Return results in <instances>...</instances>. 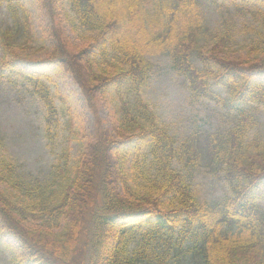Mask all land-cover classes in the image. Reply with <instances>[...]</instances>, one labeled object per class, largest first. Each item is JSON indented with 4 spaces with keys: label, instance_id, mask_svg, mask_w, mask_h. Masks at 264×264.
Returning a JSON list of instances; mask_svg holds the SVG:
<instances>
[{
    "label": "trees",
    "instance_id": "1",
    "mask_svg": "<svg viewBox=\"0 0 264 264\" xmlns=\"http://www.w3.org/2000/svg\"><path fill=\"white\" fill-rule=\"evenodd\" d=\"M3 1L15 27L0 34V75L9 70L30 84L50 143L60 122L56 95L69 116L48 181L12 177L0 156V232L14 241L17 264H182L186 256L196 264H264V0L258 35L239 56L231 53L239 43L232 20L204 25L201 0H152V14L146 0H39L51 41L44 63L80 86L96 115L93 132L76 123L67 95L16 66L19 50L35 48L34 25L21 0ZM68 28L94 35L93 43L74 45ZM161 52L193 102L213 100L234 122L197 126L183 141L172 135L143 95L150 57ZM101 106L112 107L108 126ZM204 166L219 171L224 195L196 197L189 177Z\"/></svg>",
    "mask_w": 264,
    "mask_h": 264
},
{
    "label": "rangeland",
    "instance_id": "2",
    "mask_svg": "<svg viewBox=\"0 0 264 264\" xmlns=\"http://www.w3.org/2000/svg\"><path fill=\"white\" fill-rule=\"evenodd\" d=\"M29 9L35 32V48L19 50L23 58L16 63L18 68L43 77L49 82L53 93L58 91L70 98L76 123L87 131L95 129L96 115L88 106L80 86L72 76L63 70L50 68L44 63L51 48V41L44 36L47 26L45 13L39 0H21ZM148 13L154 12L152 0H146ZM262 4L258 0H201L200 9L204 25L213 28L221 24L224 18H230L238 33V41L232 49L233 55H247L248 45L256 38L262 22L258 10ZM15 21L8 11L5 1L0 0V34L7 28H14ZM69 40L74 45H90L95 36L79 30L67 29ZM22 34L20 33V40ZM42 47V49H41ZM4 51L0 37V63L4 59ZM153 67L148 85L144 89V97L156 110L161 123L166 124L169 131L179 141H183L191 129L232 124L235 116L229 114L221 104L202 99L193 102L185 78L179 75L172 66L170 55L166 52L151 55ZM200 63L197 59L195 60ZM226 95V91L222 92ZM60 109V122L55 127L58 135L55 142L50 143L45 133V108L43 102L33 92L30 84L18 74L5 70L0 75V156L13 165L12 177L30 178L38 176L45 181L51 177L66 146L67 124L69 116L64 103L56 95ZM111 106L99 107V116L110 125ZM260 119L264 132V107H261ZM129 143V142H128ZM131 145L125 151L128 156ZM71 153L75 157L79 153V143L71 144ZM179 167V165H178ZM196 197L200 200H213L227 191L224 180L217 169L202 167L189 177ZM0 184H2L0 182ZM3 186V184H2ZM264 208V198L260 200ZM17 248L14 241L0 232V264H17ZM182 264H196L193 258L186 256Z\"/></svg>",
    "mask_w": 264,
    "mask_h": 264
}]
</instances>
